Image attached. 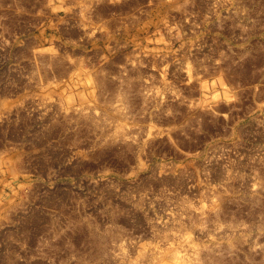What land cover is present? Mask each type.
I'll use <instances>...</instances> for the list:
<instances>
[{
  "label": "rangeland",
  "instance_id": "1",
  "mask_svg": "<svg viewBox=\"0 0 264 264\" xmlns=\"http://www.w3.org/2000/svg\"><path fill=\"white\" fill-rule=\"evenodd\" d=\"M176 263L264 264V0H0V264Z\"/></svg>",
  "mask_w": 264,
  "mask_h": 264
},
{
  "label": "bare ground",
  "instance_id": "2",
  "mask_svg": "<svg viewBox=\"0 0 264 264\" xmlns=\"http://www.w3.org/2000/svg\"><path fill=\"white\" fill-rule=\"evenodd\" d=\"M116 107H118V105L116 106ZM119 108V107H118ZM117 109V108H116ZM120 109H122V108H120ZM97 114V113H96ZM122 130V129H121ZM126 133V132H125ZM203 216V215H202ZM177 224V223H176ZM184 237V236H183ZM190 240V239H189ZM176 254V253H175ZM179 255V253L178 254H176V256H178ZM181 255V254H180ZM182 256H184V255H182ZM179 257V259H182V257L180 258V256H178ZM183 260H185V259H183ZM183 260H181V262L183 261ZM141 261V260H140ZM176 264H180V263H176Z\"/></svg>",
  "mask_w": 264,
  "mask_h": 264
}]
</instances>
